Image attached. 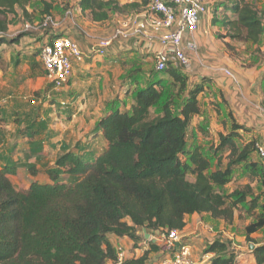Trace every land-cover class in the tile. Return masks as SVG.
Wrapping results in <instances>:
<instances>
[{
	"label": "trees",
	"instance_id": "obj_1",
	"mask_svg": "<svg viewBox=\"0 0 264 264\" xmlns=\"http://www.w3.org/2000/svg\"><path fill=\"white\" fill-rule=\"evenodd\" d=\"M33 2L40 8L41 20L54 17L56 2L52 0H0V47L31 35H10L9 30L19 22L18 9L23 13L21 20L33 22L27 10ZM77 3L97 23L141 6L121 5L117 0ZM65 10H73V5L67 4ZM211 14L213 23L220 22L233 41L257 44L264 33V11L247 0H213ZM63 35L69 36L47 29L38 38L36 55L45 43ZM187 72L173 66L162 72L152 68L143 82V68L134 65L126 76L136 85L131 92L133 103L130 109L114 105L100 119L96 131H102L107 146L96 158L66 152L48 170L49 182H32L26 189L10 178L17 172L16 165L7 163L0 169V264H116L120 246L111 243L112 235L128 238L135 249L144 240L142 228L151 230L149 234L181 232L187 216L195 213L232 225L244 204L255 219L246 225V239L256 244L253 235L264 228L263 195L255 193L251 184L230 193L225 187L239 167L264 185L263 162L259 157L261 166L255 159L261 139L255 134L243 141L241 131L253 129L240 124L222 98L228 108L225 130L219 134V143L205 152L207 147L197 143L195 134L192 139L190 131L194 117L203 110L211 79L191 82ZM63 88L54 94L60 95ZM200 130L207 133L203 125ZM146 243L148 249L138 258H129L125 249L122 264H146L151 253H167L163 245ZM204 253L213 254L210 264H236V253L223 238L208 243ZM253 253L256 262L264 264V243Z\"/></svg>",
	"mask_w": 264,
	"mask_h": 264
},
{
	"label": "crops",
	"instance_id": "obj_2",
	"mask_svg": "<svg viewBox=\"0 0 264 264\" xmlns=\"http://www.w3.org/2000/svg\"><path fill=\"white\" fill-rule=\"evenodd\" d=\"M52 1L56 2L53 10V15L56 18H61L65 13L64 10L61 12L60 7L64 4L65 6L67 4L73 5L72 31L61 28L54 32L71 36L80 44L86 56L83 60L74 63L72 79L62 90L64 96L60 94L59 97L61 98H59L58 95L54 94L52 84L47 80L43 66L40 65L39 56L36 55L38 45H40L38 38L42 37L43 34L36 37L28 35L22 38L19 43L1 45L0 169L7 163L16 165L17 172L11 175L10 178L18 188H21V186L19 183L14 182L17 174H24L22 180L28 182L25 189L35 181L40 183L49 182L48 170L54 168L57 158L66 152L73 151L91 158H96L102 153L107 146V142L102 131H96V125L114 105L118 104L120 108L130 109L133 103L131 93L127 95L117 94L118 82L126 76L127 66H122V61H116L115 56L111 57V55L132 49V55L135 57L133 65L143 68L145 73H140V77L144 82L149 77V70L155 66L153 64L151 68H148L149 65L143 61L141 55L153 53V51L160 48V44L156 39L148 41L144 37L129 38L119 45H112L106 53L109 56L107 61L102 63L100 61L106 55H89V49L95 42V38L101 35L102 37H108L112 32L95 34L92 29L93 26L105 27L111 24L114 19L116 20L115 14L106 22L97 23L91 19L89 12L83 13L81 11L77 3L78 0ZM117 1L121 5L141 4L136 10H128L127 13L120 14L121 17L142 11L150 2V0ZM247 1L256 4L264 11V0ZM207 2L210 6L213 5V0H207ZM39 9L37 12H33L30 5L27 6V10L31 13L33 19L41 18ZM17 11L18 18H23L22 10L18 9ZM116 14L119 15V13ZM213 17V14L206 15L201 21L199 30L194 34L199 49L198 54L194 56L193 66L188 72L193 71L200 79L203 77L210 78L209 84L211 87L204 94V106L201 114L193 119L190 131L191 138L195 134L198 144H207L202 140L201 135L210 134L208 132L204 134L200 130V125H203L206 129L214 127L218 130L217 134H214L215 138H213L214 141L211 144L217 145L219 143V134L225 130L223 120L227 118L228 111V108L222 103V98H224L227 100L234 118L240 124L253 128V133L263 139L264 60L262 57L257 60V56L258 52L264 53V46L263 48H257L259 43L255 44V52H251L246 60L247 64L243 63L245 68H238L237 60L230 56L227 48H224L223 43L218 38L219 33L225 35L222 39L226 41V46L237 41L229 39L225 27L220 22L213 23ZM218 18L221 19V17ZM82 19L86 20L87 25L89 23L88 27L91 30L86 29V24L82 25ZM11 26L12 24L10 28ZM263 37L264 33L261 39ZM250 63L251 65H248ZM223 68L233 69L236 76H238V83L235 84L231 78L226 76L222 71ZM196 81H199V79ZM135 87L136 85H133L134 89ZM213 89H215V93L212 92ZM49 94H51L50 97ZM212 96H215V98H211ZM46 97L53 102L51 100L47 102ZM209 97L216 102L213 113L216 121H219V128L217 124L208 121V111L205 112L207 108L209 110L212 107ZM42 99H45V101L43 104H39L38 107L32 106L29 102L39 100L40 103ZM129 99L130 102H127ZM61 101H66L67 105L60 106L59 102ZM217 103L222 104L220 112ZM226 126L230 128V120H227ZM82 148H85V153H80ZM63 176L65 177V174ZM186 222L185 228L181 231L183 241L191 246L196 264L211 263L213 254H205L204 248L218 236V233H222V237H233L231 229H223V226L227 225L223 220L213 219L209 214L195 213L188 215ZM214 226L217 228L222 227L217 229ZM150 231L145 228L139 231L144 240L135 249H133V242L126 237L118 238L112 235L109 239L114 246H123L127 250L129 258H138L148 249L146 240ZM258 245L254 246L257 247ZM255 247H252V253ZM252 255L254 257V253ZM164 257V251L151 253L146 264H163Z\"/></svg>",
	"mask_w": 264,
	"mask_h": 264
},
{
	"label": "built area",
	"instance_id": "obj_3",
	"mask_svg": "<svg viewBox=\"0 0 264 264\" xmlns=\"http://www.w3.org/2000/svg\"><path fill=\"white\" fill-rule=\"evenodd\" d=\"M210 14L211 6L207 0H150L142 11L120 19L110 36L95 40L89 55L104 56L117 40L144 37L148 41L156 39L160 44L159 50L152 53L157 71L162 72L169 66L189 71L199 49L194 34L199 30L202 19ZM48 26L58 27L55 17L46 16L39 27ZM29 27L34 28L35 24ZM9 34L14 35L10 31ZM85 56L80 44L70 36L54 37L42 46L39 59L53 91L62 89L70 82L74 63L83 60ZM222 71L238 83L233 71L228 68ZM61 103L66 105L65 101ZM256 151L264 165V138L256 143ZM147 240L166 247L163 264H196L192 248L183 241L179 230L151 233ZM126 255L125 248L118 247L116 264H122Z\"/></svg>",
	"mask_w": 264,
	"mask_h": 264
},
{
	"label": "rangeland",
	"instance_id": "obj_4",
	"mask_svg": "<svg viewBox=\"0 0 264 264\" xmlns=\"http://www.w3.org/2000/svg\"><path fill=\"white\" fill-rule=\"evenodd\" d=\"M34 3L35 2H33L30 7L32 8L33 12H37L38 6L35 5ZM60 8H61L60 9L61 12L64 10L65 13H64V15H62V17L64 19L62 17L61 18H56L55 17V20L58 23V27L57 28H55L53 26L39 27L41 25V23H42L41 18H39V19L34 18L33 22H29L27 20H21L19 18V22L18 23L12 24V26L10 28V33L14 34V35H16V34L18 35L20 33L23 34L25 32H29V34H31L34 37H36V36H39L41 34L46 33L47 29H49V30L52 29L53 31H55L56 29L63 28L64 30L69 29V30L72 31V29H73V10H67L66 11L65 10V4L62 7H60ZM112 15H114V14H112ZM118 17H120V18H118ZM115 18H116V20L114 19V21L111 22V24H109V25H107L105 27L93 26L92 32H94L95 34L99 33V32H101V33L102 32H108V31L113 32L114 28L118 24V21L120 19L124 18V17H121L120 14L117 15L115 13ZM76 22H78V21H76ZM29 23L30 24H35V27L34 28H30L29 27V25H30ZM82 23H83L82 25H85V24L87 25L85 19H82ZM88 25H89V23H88ZM88 25H87L86 29L87 30H91L88 27ZM27 26L29 28H26ZM84 27H86V26H84ZM219 34L220 35L218 36V38L223 43L224 48H227V52L230 54V56L234 57L237 60V64L239 65L238 68H240V69L242 67L245 68V66H243V63L247 64L246 60L249 58L251 52H253V53L255 52V49H254L256 47L255 44H253L252 42L243 43L241 41H237V42H233L231 44L229 43V45L226 46V41H224V39H222L223 37H225V35L222 34V33H219ZM101 37H102V35L97 37V38H95V40L98 39V38H101ZM263 46H264V37H263V39L260 38V41H259V44H258L257 48H263ZM7 47H9V46H7ZM132 51L133 50L131 49V50H127V51H122V53H120V54H112L111 55V57L113 55L115 56L116 61H122V66L123 65L127 66V71H126V76L127 77L130 74L129 70H131V68L134 67L133 64L135 62V57L132 55V53H133ZM258 53L259 54L257 56V60H258V58H261V57L264 60V53H261V52H258ZM108 57L109 56L106 55L104 58L101 59L100 62L104 63L105 61H107ZM141 57H142L143 61L146 64L149 65V66H147L148 68H151L153 66V64L155 66V58H154L152 53L141 55ZM109 59H111V58H109ZM139 59H141V58H139ZM248 65H251V63L248 64ZM154 69H155V67H154ZM230 70L233 71V69H230ZM187 73H188V78H190L189 80L191 82H200V80H201L200 77L198 78V76L195 75L193 71L192 72L190 71V72H187ZM234 73L236 74V72H234ZM163 75H164V73H163ZM126 76L124 77V79L122 78L118 82L117 86L119 88H118V93L117 94L120 93L121 95L122 94L127 95V94L131 93L134 90L133 85L131 84L132 77L126 78ZM196 76H197V78H196ZM237 78H238V76H237ZM198 79H199V81H196ZM235 84H236V82H235ZM212 92L215 93V89H213ZM63 93L64 92H62L61 94L64 96ZM53 96H54V94H53ZM57 97H59V95ZM59 98H61V97H59ZM211 98H215V96H212ZM45 99H47V102H48V100H51L48 97H46ZM45 99H42V101H40V103H39V100H35V102H34V100H32V101H29V102H30V104L32 106L38 107L39 104H41V103L43 104L44 103ZM131 101H132V99H131ZM210 101H211L210 103H211L212 107L209 110L207 108L205 110V112L208 111L207 112L208 121L210 123L213 122V123L217 124V126L219 128L220 127L219 121L218 120L216 121L215 115L213 113V111H214L213 108H214V105L216 104V102L213 101L212 99ZM127 102H130V99ZM127 102H126V104H127ZM217 102H219V101H217ZM59 104H60V106H63V105H61L60 102H59ZM66 104H67V102H66ZM153 112H154V114L157 113L156 110H154ZM221 121H222V119H221ZM211 129H207V132L210 135H205V136L201 135L202 140L207 142V144H203V145H205L207 147L205 152H208V146H210L211 143L214 141L213 138H215V135L217 134V131H218L214 127L211 128ZM253 132L247 133L245 131H241V134L243 135V141L246 142V141L252 139L254 137V135H255V133H253ZM85 151H86L85 148H82L80 150V153H85ZM255 159L259 162V164L261 166H263L262 163H261V160H260V158H259V156L257 154H255ZM16 176L17 177H15L16 180L14 182L15 183H19V185L21 186L20 189H25V185L27 186L28 182L27 181L25 182V181L22 180L24 178V174H17ZM35 182H37V181H35ZM247 184H251L252 185V188H253L255 193L262 194L263 196L261 197V201H264V185L259 183L257 180H252V178L250 177V175L248 174V172L245 170L244 167H239L238 169L235 170V172L233 174L232 181L225 187V191H226V193H230L231 191H233L237 187H243V186H245ZM30 185H31V183H30ZM247 207H248V204H244V207H241L242 211L240 210V211L236 212V217H235V220H234L232 225H224L223 226V229H225V230H230L231 229V232L233 234L232 238L222 237V233H218V236L216 237V238H223V239H225V240L230 242V247L236 253V264H258L256 262V260H254V257L252 255L253 254L252 253V247H251L252 243L249 242L246 239V229H245L246 225L251 223V222H253L255 220L254 217L251 214L246 212V209H248ZM257 211L260 212V209H257ZM221 227L222 226H220L218 228H221ZM215 228H217V227H215ZM253 238H254V241L256 243V244H253V245L264 243V228L261 229L260 231H258L257 233H255L253 235Z\"/></svg>",
	"mask_w": 264,
	"mask_h": 264
},
{
	"label": "water",
	"instance_id": "obj_5",
	"mask_svg": "<svg viewBox=\"0 0 264 264\" xmlns=\"http://www.w3.org/2000/svg\"><path fill=\"white\" fill-rule=\"evenodd\" d=\"M252 247H255V246L252 244Z\"/></svg>",
	"mask_w": 264,
	"mask_h": 264
}]
</instances>
